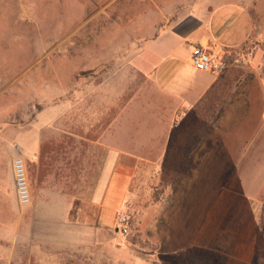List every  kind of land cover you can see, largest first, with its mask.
I'll use <instances>...</instances> for the list:
<instances>
[{
    "label": "crops",
    "instance_id": "0c3cea01",
    "mask_svg": "<svg viewBox=\"0 0 264 264\" xmlns=\"http://www.w3.org/2000/svg\"><path fill=\"white\" fill-rule=\"evenodd\" d=\"M160 6L164 9L155 11V21L140 20L132 33L94 34L90 62L83 58L77 70H89L90 75L80 76L82 92L75 91V101L46 108L25 129L11 128L10 143L0 153V264L60 263L64 258L52 253L51 231H66L68 217H74L69 226L76 239L84 215L96 228L116 227L133 178H143L145 168L154 170L179 135L172 123L180 109L196 114L197 123L188 128L192 135L208 128L211 136H225L228 104L248 102L239 80L233 86L228 74L209 72L194 78L191 63L180 65L179 52L187 46L189 52L203 46L224 60L231 48L247 46L250 38L260 39L264 0H171ZM166 63L170 77L159 74ZM65 92L70 93L67 88ZM208 102L225 105L207 119V125L206 116L195 110ZM238 120L241 124L240 112ZM261 121L256 147L240 146L234 155L222 139L210 148V165L218 168L214 174L248 178L246 165L264 162V88ZM15 157L24 160L30 190L26 239H20L17 197L11 187ZM160 242L172 249L147 259L132 257V264H178L173 256L177 246L195 245L192 239L161 238Z\"/></svg>",
    "mask_w": 264,
    "mask_h": 264
},
{
    "label": "rangeland",
    "instance_id": "374dc122",
    "mask_svg": "<svg viewBox=\"0 0 264 264\" xmlns=\"http://www.w3.org/2000/svg\"><path fill=\"white\" fill-rule=\"evenodd\" d=\"M170 1L0 0V153L10 143L12 127L25 129L46 108L75 101V91L82 92L80 76L90 75L89 70H77L83 58L90 62L94 34L110 33L113 37L120 31L132 33L140 20L155 21V11L164 9L160 4ZM188 49L179 52L180 65L191 63ZM168 63L160 75L167 73ZM224 63L218 76L228 74L233 86L239 80L243 84L240 90L248 95L246 104H228L227 134L211 136L207 128L200 135H192L188 128L197 123L196 114L180 109L172 123L179 128V135L154 170L145 168L143 178H133L125 207L116 216V227L96 228L84 215L76 239L72 237L74 228L69 226L74 224V217H68L66 231H51L52 253L64 258L55 264H132V257L147 259L172 249L162 246L161 238L194 240L193 246H177L173 256L178 264H264V221L259 228L264 206V162L260 159L246 165L250 167L248 178H219L214 174L218 168L210 165L209 159L210 148H216L219 140L225 139L234 155L240 146L244 149L249 143L253 147L260 143L257 140L255 144V137L262 127L264 34L260 39L250 38L243 48H231ZM201 74L195 70L194 78ZM66 88L70 91L67 96ZM203 105L195 111L202 114L200 117L206 116L208 125L207 119L217 115L225 104ZM2 176L7 178L5 173ZM11 187L15 191L13 172ZM17 203L20 239H26L30 203ZM120 216L126 220L125 234L119 229ZM6 219L3 216L9 225Z\"/></svg>",
    "mask_w": 264,
    "mask_h": 264
},
{
    "label": "built area",
    "instance_id": "2783aa9c",
    "mask_svg": "<svg viewBox=\"0 0 264 264\" xmlns=\"http://www.w3.org/2000/svg\"><path fill=\"white\" fill-rule=\"evenodd\" d=\"M191 64L193 68L201 72L218 73L224 68V60L215 53L206 50L203 46L193 48L191 51ZM13 184L20 205L30 203V194L28 189L27 171L24 160L21 157H15L12 160ZM125 217L118 218V225L122 234L127 233Z\"/></svg>",
    "mask_w": 264,
    "mask_h": 264
},
{
    "label": "trees",
    "instance_id": "16d2710c",
    "mask_svg": "<svg viewBox=\"0 0 264 264\" xmlns=\"http://www.w3.org/2000/svg\"><path fill=\"white\" fill-rule=\"evenodd\" d=\"M264 221V206H263V208H262V217H261V224L259 225V228L261 229L262 227H263V222Z\"/></svg>",
    "mask_w": 264,
    "mask_h": 264
}]
</instances>
